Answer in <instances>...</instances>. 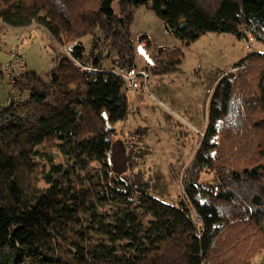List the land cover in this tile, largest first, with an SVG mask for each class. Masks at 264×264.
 Masks as SVG:
<instances>
[{"label": "trees", "instance_id": "trees-1", "mask_svg": "<svg viewBox=\"0 0 264 264\" xmlns=\"http://www.w3.org/2000/svg\"><path fill=\"white\" fill-rule=\"evenodd\" d=\"M149 3L187 44L212 31L264 45V0H0L1 27L76 40L74 56L106 70L63 57L46 79L15 77V97L0 105V264H253L264 251V51L217 82L184 199L151 195L111 158V124L129 105L108 69L114 56L135 67L131 23ZM205 171L214 182L199 179Z\"/></svg>", "mask_w": 264, "mask_h": 264}, {"label": "rangeland", "instance_id": "rangeland-1", "mask_svg": "<svg viewBox=\"0 0 264 264\" xmlns=\"http://www.w3.org/2000/svg\"><path fill=\"white\" fill-rule=\"evenodd\" d=\"M0 31L6 33L9 46L19 47L27 71L44 79L57 59L65 57L64 47L74 41L60 45L36 25L19 29L0 26ZM130 34L134 66L146 70L149 77H137L134 89L126 91L129 112L125 120L111 124L117 141L111 158L131 181L147 182L151 195L176 204L185 198L184 170L204 134L217 82L248 53L264 51V45L250 34L246 40L212 31L187 44L169 31L151 3L135 10ZM84 43L90 47L89 37ZM9 58L0 50V63ZM113 60L118 59L114 56ZM110 64L105 61L103 66ZM14 97L9 79L0 76V105L7 107ZM53 153L56 161H64L56 149ZM199 179L212 183L215 175L205 171ZM253 264H264V251L254 257Z\"/></svg>", "mask_w": 264, "mask_h": 264}, {"label": "built area", "instance_id": "built-area-1", "mask_svg": "<svg viewBox=\"0 0 264 264\" xmlns=\"http://www.w3.org/2000/svg\"><path fill=\"white\" fill-rule=\"evenodd\" d=\"M6 37V33L0 31V48L4 50L10 57L8 61L0 63V74L8 77L9 82L12 85V92L16 95V89L14 87L16 79L15 77L17 74L27 72V65L19 47L9 46L5 40ZM78 45L79 43L74 40L72 43L64 47V53L65 57H67L79 71H106L99 65L95 66L91 61L76 58L73 53L75 47ZM108 71L124 79L126 91L134 89V87L137 85V77H141L143 79H147L149 77V74L146 70H137L135 67L128 69L127 67L121 65L119 60H115Z\"/></svg>", "mask_w": 264, "mask_h": 264}, {"label": "crops", "instance_id": "crops-1", "mask_svg": "<svg viewBox=\"0 0 264 264\" xmlns=\"http://www.w3.org/2000/svg\"><path fill=\"white\" fill-rule=\"evenodd\" d=\"M0 50H2L1 48H0ZM4 51V50H3ZM1 77H4V76H2V75H0ZM8 78V77H7Z\"/></svg>", "mask_w": 264, "mask_h": 264}]
</instances>
